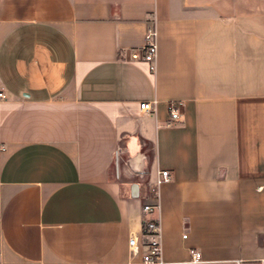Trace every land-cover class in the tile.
Here are the masks:
<instances>
[{
    "label": "crops",
    "instance_id": "0c3cea01",
    "mask_svg": "<svg viewBox=\"0 0 264 264\" xmlns=\"http://www.w3.org/2000/svg\"><path fill=\"white\" fill-rule=\"evenodd\" d=\"M0 91V264H148L160 170L163 264H264V0H0Z\"/></svg>",
    "mask_w": 264,
    "mask_h": 264
},
{
    "label": "built area",
    "instance_id": "2783aa9c",
    "mask_svg": "<svg viewBox=\"0 0 264 264\" xmlns=\"http://www.w3.org/2000/svg\"><path fill=\"white\" fill-rule=\"evenodd\" d=\"M131 57L137 61H144L150 65V70L155 69V60L157 57V31L155 21H153L146 30L144 43L131 51ZM3 91H0V98H5ZM157 100L151 99L139 103L140 110L153 114L156 111ZM182 101H170L168 103V119L166 126L176 124L181 118ZM171 178L168 170L158 171V176L153 185L149 188V193L153 199V203H147L142 206L143 212V233L146 236L144 245L146 251L142 254V262L148 264H163L162 260V244H161V225L158 218L151 216L152 212L159 209V186L169 181ZM128 248L131 254H137L139 251V243L135 236L128 239ZM191 261L199 262L201 253L196 249L190 250Z\"/></svg>",
    "mask_w": 264,
    "mask_h": 264
}]
</instances>
